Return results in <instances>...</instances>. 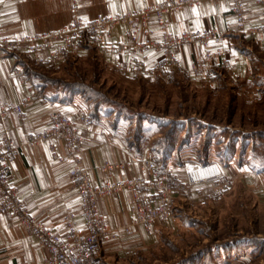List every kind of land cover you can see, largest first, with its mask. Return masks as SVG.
I'll return each mask as SVG.
<instances>
[{
  "label": "crops",
  "instance_id": "crops-1",
  "mask_svg": "<svg viewBox=\"0 0 264 264\" xmlns=\"http://www.w3.org/2000/svg\"><path fill=\"white\" fill-rule=\"evenodd\" d=\"M159 1L3 0L0 3V34L23 35L58 30L70 22V7L73 3L78 5L81 15L95 17L104 13H126ZM246 2L248 20L251 24H257L262 16V8L255 5L253 0ZM169 24L173 32L193 28H216L223 36L224 55L214 60L209 73L204 77L195 80L190 77L195 85L213 90L220 89L225 82L232 88L239 85L253 88L258 85L255 80L261 76V72L257 65L259 61H264L259 56L264 54V43L257 37L244 35L236 28L228 0L215 3L204 1L199 5L184 7L169 15ZM151 25L156 29L153 20ZM125 29L122 25L114 27L103 37V46L95 47L101 60L128 78L162 74L158 69L161 62L157 56L133 50L125 35ZM139 38H144V32L140 33ZM175 51L185 69L195 57L203 53L196 44H182L175 47ZM76 53L81 55L84 52L79 50ZM70 54L73 53L60 59L52 69L61 70ZM35 56L21 49L17 52H4L0 58V103L17 102L28 97L31 90L36 91L22 114L9 112L0 120V131L5 130L19 145L11 161L10 179L18 190L22 205L43 225L64 235L67 229L63 224V217L67 212L72 211L75 214L73 220L77 225L82 226L83 221L76 183L68 173L73 162L72 157L59 145L61 157L55 158L51 155L46 141L30 144L28 137L44 129L47 124V111L51 106L66 112L83 109L77 103V96L61 101L55 95L57 91H51L49 85L36 87L32 84L28 78L27 66L36 64ZM261 65L264 67V63ZM184 73H187L186 70ZM81 133L85 138L81 164L87 169L94 183H101L106 179L99 169L104 160L123 163V168L114 174V178L140 176L147 182L155 180L153 171L143 164L145 159H155L153 150L147 144L131 143L117 129L95 120L90 125L82 126ZM161 168L167 175V184L173 190L170 216L163 222L155 223L149 230L135 226L128 235L120 233L117 238L105 239L92 254L94 264H136L141 255L159 244L164 234L178 233L183 223L184 218L181 215L185 205L205 206L206 204H199L203 198L208 205L212 197H206L205 194L218 190L216 180L189 185L185 179L184 168L170 159H163ZM146 192L155 195L156 189L149 188ZM97 207L107 227L114 232L130 221L131 195L123 192L99 198ZM238 254L240 255L220 264L250 262L251 254L248 250L242 253L239 251ZM47 256V247L38 244L37 237L18 224L11 211L0 212V264H46Z\"/></svg>",
  "mask_w": 264,
  "mask_h": 264
},
{
  "label": "rangeland",
  "instance_id": "rangeland-1",
  "mask_svg": "<svg viewBox=\"0 0 264 264\" xmlns=\"http://www.w3.org/2000/svg\"><path fill=\"white\" fill-rule=\"evenodd\" d=\"M81 50L59 71L27 66L28 78L77 96L93 120L150 146L159 167L170 159L190 174L208 163L210 173L219 171L210 181H218L211 202L185 205L178 233L164 234L136 264H220L244 250L248 264H264V61L253 88L225 82L213 90L184 72L128 78L108 67L95 47Z\"/></svg>",
  "mask_w": 264,
  "mask_h": 264
},
{
  "label": "built area",
  "instance_id": "built-area-1",
  "mask_svg": "<svg viewBox=\"0 0 264 264\" xmlns=\"http://www.w3.org/2000/svg\"><path fill=\"white\" fill-rule=\"evenodd\" d=\"M204 1L215 3L220 0H160L154 5L126 13H104L95 17L81 15L78 5L73 3L70 7V22L58 30L23 35L0 34V58L4 52L11 53L22 49L36 55V64L56 67L57 62L69 53H76L90 46L101 48L103 37L114 27L122 25L126 27L125 35L131 48L155 54L161 62L158 69L163 75L170 71L183 73L186 70L192 79H199L209 73L214 60L224 55L223 36L216 28H193L173 32L170 29L169 15ZM228 1L236 28L244 35L257 37L264 43V0H253L255 5L262 8V16L257 24H251L248 20L246 0ZM152 20L156 29L151 25ZM141 32H144L142 40L139 38ZM182 44H196L203 50L202 55L195 57L187 69L176 56L175 47ZM35 95L36 91L33 89L28 97L20 101L0 103V120L9 112L22 114L24 107ZM92 123L93 118L83 111L66 112L51 106L47 111V124L44 129L28 137L30 144L46 141L51 155L55 158L61 157L59 145L72 157L73 162L68 173L76 183L83 221L82 226L77 225L73 220L75 214L72 211L67 212L63 217V224L67 229L64 235L43 225L22 205L18 190L10 179L11 161L19 145L5 130L0 131V212L11 211L17 223L35 235L38 244L47 247L46 264H94L92 254L105 239L117 238L120 233L128 235L135 226L149 230L155 223L165 221L172 213L173 190L166 182L164 169L159 167L154 158L143 161L154 173L155 180L151 182L140 176L114 178V174L123 168V163L109 160H104L99 166L106 179L101 183H94L90 179L87 169L81 164L85 143L81 127ZM211 166V163L199 166L191 174L185 168L187 183L193 185L217 179L219 171L216 174L210 173ZM195 172L202 176L196 177ZM205 173L207 174L204 176ZM149 188L156 189V194L146 192ZM215 191L205 196L213 198ZM123 192L131 195L132 215L126 226L111 232L98 211L97 200ZM199 204H206V199H200Z\"/></svg>",
  "mask_w": 264,
  "mask_h": 264
},
{
  "label": "trees",
  "instance_id": "trees-1",
  "mask_svg": "<svg viewBox=\"0 0 264 264\" xmlns=\"http://www.w3.org/2000/svg\"><path fill=\"white\" fill-rule=\"evenodd\" d=\"M36 87H41L39 85H36ZM70 92V91H68ZM57 98L61 99V101H66L69 99L70 95L68 93L58 92L55 94Z\"/></svg>",
  "mask_w": 264,
  "mask_h": 264
},
{
  "label": "snow or ice",
  "instance_id": "snow-or-ice-1",
  "mask_svg": "<svg viewBox=\"0 0 264 264\" xmlns=\"http://www.w3.org/2000/svg\"><path fill=\"white\" fill-rule=\"evenodd\" d=\"M3 2V0H0V3H2Z\"/></svg>",
  "mask_w": 264,
  "mask_h": 264
}]
</instances>
